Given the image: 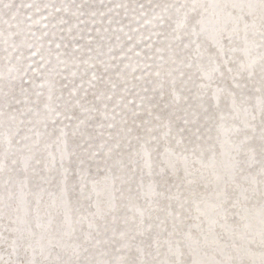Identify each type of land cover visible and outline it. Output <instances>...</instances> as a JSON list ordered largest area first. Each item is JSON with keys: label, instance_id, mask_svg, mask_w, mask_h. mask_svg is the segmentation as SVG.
I'll return each instance as SVG.
<instances>
[{"label": "snow or ice", "instance_id": "obj_1", "mask_svg": "<svg viewBox=\"0 0 264 264\" xmlns=\"http://www.w3.org/2000/svg\"><path fill=\"white\" fill-rule=\"evenodd\" d=\"M0 264H264V0H0Z\"/></svg>", "mask_w": 264, "mask_h": 264}]
</instances>
